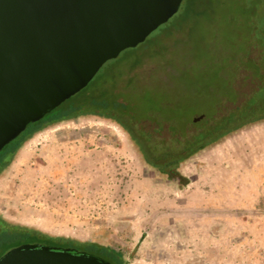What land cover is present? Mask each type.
<instances>
[{
    "label": "rangeland",
    "instance_id": "rangeland-1",
    "mask_svg": "<svg viewBox=\"0 0 264 264\" xmlns=\"http://www.w3.org/2000/svg\"><path fill=\"white\" fill-rule=\"evenodd\" d=\"M187 1L176 16L185 14ZM259 1L246 9L243 0H197L190 11L202 10L201 17L189 13L176 30L160 26L147 40L157 46L149 52L169 64L166 79L180 80L185 94L204 101L234 93L238 66L264 37ZM174 19L167 23L174 26ZM254 113L263 117L264 104ZM179 172L189 181L182 188L145 166L119 126L78 117L36 133L0 172V218L106 246L124 264H264V120Z\"/></svg>",
    "mask_w": 264,
    "mask_h": 264
},
{
    "label": "trees",
    "instance_id": "trees-1",
    "mask_svg": "<svg viewBox=\"0 0 264 264\" xmlns=\"http://www.w3.org/2000/svg\"><path fill=\"white\" fill-rule=\"evenodd\" d=\"M196 1L188 0L185 14L175 15V25L166 23L164 29L176 30L186 22L189 13L201 17L202 10L190 11ZM243 1L241 8L252 5V0ZM262 3L261 0L258 2L256 12ZM258 42L260 44H254L255 49L244 57L246 65L238 66L234 93L227 91L225 96H213L204 101L200 96L185 94L180 80L171 82L166 79V66L169 64L163 62L159 52H149L157 46L153 38L146 39L136 48L128 49L117 59L107 62L103 72L99 71L85 89L48 113V117L29 124L0 152V172L36 133L63 121L94 116L119 126L145 166L168 181H177L180 188L186 186L189 181L179 172L182 164L232 133L264 120V116L258 117L254 113L258 106L264 104V37ZM257 46H260L259 52ZM180 89L184 93H180ZM177 91L180 92L172 95L171 92ZM143 99L147 100L145 105L140 104ZM188 108L190 115L184 111ZM200 116L203 118L195 121ZM24 242L82 250L111 264H124L121 254L106 246L51 237L28 228L11 226L0 218V249H9Z\"/></svg>",
    "mask_w": 264,
    "mask_h": 264
},
{
    "label": "water",
    "instance_id": "water-1",
    "mask_svg": "<svg viewBox=\"0 0 264 264\" xmlns=\"http://www.w3.org/2000/svg\"><path fill=\"white\" fill-rule=\"evenodd\" d=\"M182 2L0 0V152L85 89L107 62L144 43ZM0 264L111 263L85 251L27 243L2 255Z\"/></svg>",
    "mask_w": 264,
    "mask_h": 264
},
{
    "label": "crops",
    "instance_id": "crops-1",
    "mask_svg": "<svg viewBox=\"0 0 264 264\" xmlns=\"http://www.w3.org/2000/svg\"><path fill=\"white\" fill-rule=\"evenodd\" d=\"M221 141H222V140H221ZM221 141H220V142H221ZM220 142L216 143L215 145H212L211 147L206 148L205 150H203V151H201L199 154H197L195 157H198V156L203 155L205 152H207V151H208L209 149H211L212 147L219 145ZM195 157H193V158H195ZM193 158H192V159H193Z\"/></svg>",
    "mask_w": 264,
    "mask_h": 264
},
{
    "label": "flooded vegetation",
    "instance_id": "flooded-vegetation-1",
    "mask_svg": "<svg viewBox=\"0 0 264 264\" xmlns=\"http://www.w3.org/2000/svg\"><path fill=\"white\" fill-rule=\"evenodd\" d=\"M58 247V246H57ZM64 248H67V247H64Z\"/></svg>",
    "mask_w": 264,
    "mask_h": 264
}]
</instances>
